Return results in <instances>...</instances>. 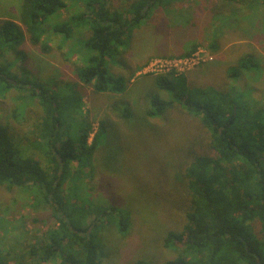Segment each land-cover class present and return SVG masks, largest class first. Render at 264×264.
<instances>
[{"label":"rangeland","instance_id":"1","mask_svg":"<svg viewBox=\"0 0 264 264\" xmlns=\"http://www.w3.org/2000/svg\"><path fill=\"white\" fill-rule=\"evenodd\" d=\"M64 1L66 8L52 17L49 32L40 45L33 46L28 40L19 48L25 51L26 58L24 63H14L15 70H30L34 79L58 94L61 106L75 113L74 118L65 120L63 132L79 137L87 129L91 143L101 124L106 123V133L93 156L94 177H82L81 183L92 188L86 191L88 198H105L109 204L130 211L133 224L127 235L101 224L98 236L104 255L99 264H134L136 259L164 264L178 255V251L166 249L163 243L166 234L179 230L185 221L184 210L190 202L185 172L198 150L210 153L211 139L200 119L185 111L173 93L155 86L154 77L162 74L147 72V67L156 60L183 58L179 56L197 44L198 49L206 52L203 58L213 59L184 73L202 72L194 79V87H236L248 99L264 105V6L256 1L182 0L169 9L157 7L131 34V50L122 57L125 68L119 66V59L109 65L111 75L124 73L132 77L129 89L123 96H116L117 103L124 100L131 109V117L124 119L110 107L109 94L95 92L78 77V68L83 66L86 54H91L84 46L87 27L74 28L68 40L63 34L52 32L53 25L90 13L88 5L92 0ZM23 2L0 0V26L6 21L20 24ZM103 5L122 12L130 2L93 0L90 9ZM183 32L186 34L182 35ZM211 41L216 42L218 53L209 48ZM46 45L50 46L48 52L42 49ZM249 56L255 66L242 69L239 78H232L231 69ZM15 57V53L8 52L1 63L10 64ZM63 95L80 97L81 102L66 105ZM153 95L175 101V106L161 116L149 118L146 110ZM41 102L26 91H7L0 95V123L9 127L23 155L39 162L53 176L57 170L44 149L45 113ZM78 170L76 163H70L73 174ZM72 184L69 178L65 188ZM38 198L36 189L0 186V253L14 260L10 264H39L29 250L57 228L51 212L38 205ZM92 221L91 216L88 224Z\"/></svg>","mask_w":264,"mask_h":264},{"label":"trees","instance_id":"2","mask_svg":"<svg viewBox=\"0 0 264 264\" xmlns=\"http://www.w3.org/2000/svg\"><path fill=\"white\" fill-rule=\"evenodd\" d=\"M127 1L129 7L121 12L104 5L91 10L92 0L88 5L90 13L57 23L52 30L68 40L74 28L87 27L84 46L91 54H86L83 66L78 68V77L95 92L109 94L110 107L124 119L131 117V109L122 99V103H117L116 96H123L129 89L132 77L124 73L111 75L109 65L119 59V66L125 68L122 57L131 50L133 31L137 32L160 5L169 9L182 0ZM244 1H256L264 6V0ZM65 8L64 0H24L19 16L21 25L6 21L0 26V95L19 90L41 99L45 113L44 149L57 170L51 176L39 162L24 156L9 127L0 123V186L25 191L36 189L38 205L49 210L50 217L56 221V230L29 250V255L39 264H99L104 255L98 236L101 224L116 228L121 235H127L133 224L130 211L109 204L105 198H88L86 191L92 188L81 183L82 177L91 180L94 177L93 156L106 133V123L101 124L91 143L87 129L79 137L63 132L65 120L74 118L75 113L61 106L58 94L34 79L30 70L23 67L19 72L14 64L25 62L26 53L19 48L28 40L33 46L40 45L49 32L52 17ZM198 48L195 44L190 52L179 57H189ZM209 48L219 52L215 41H211ZM42 49L48 52L50 46ZM8 52L15 53L16 60L1 63ZM254 63L251 56L242 59L229 74L239 78L240 71L250 69ZM199 74L202 72H171L154 77L158 89L173 93L185 111L200 119L211 139L210 153L198 150L185 172L190 198L184 210L185 221L179 230L169 231L163 243L166 249L178 251V255L164 264H264V105L248 99L236 87L222 90L194 87L192 83ZM63 96L66 105L81 102L80 97ZM172 106L175 101L153 95L146 115L156 118ZM70 163L79 167L75 174L70 171ZM69 178L73 184L65 188ZM91 216L93 221L88 224ZM1 255L0 264L14 261L3 260ZM134 261V264H150Z\"/></svg>","mask_w":264,"mask_h":264},{"label":"built area","instance_id":"3","mask_svg":"<svg viewBox=\"0 0 264 264\" xmlns=\"http://www.w3.org/2000/svg\"><path fill=\"white\" fill-rule=\"evenodd\" d=\"M205 54L206 52L204 50L198 49L189 57L175 58L166 61L156 60L150 63V65L147 67V72L161 73L162 75L171 72L176 74H184L186 71H190L202 63H208V61L213 59L212 56L203 58Z\"/></svg>","mask_w":264,"mask_h":264},{"label":"flooded vegetation","instance_id":"4","mask_svg":"<svg viewBox=\"0 0 264 264\" xmlns=\"http://www.w3.org/2000/svg\"><path fill=\"white\" fill-rule=\"evenodd\" d=\"M1 259H3V260H6L7 258L2 256V258H1Z\"/></svg>","mask_w":264,"mask_h":264}]
</instances>
